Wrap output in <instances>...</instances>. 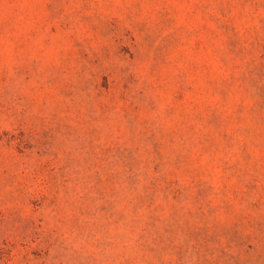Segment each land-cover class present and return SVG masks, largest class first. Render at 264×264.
I'll list each match as a JSON object with an SVG mask.
<instances>
[{
	"label": "rangeland",
	"instance_id": "374dc122",
	"mask_svg": "<svg viewBox=\"0 0 264 264\" xmlns=\"http://www.w3.org/2000/svg\"><path fill=\"white\" fill-rule=\"evenodd\" d=\"M0 264H264V0H0Z\"/></svg>",
	"mask_w": 264,
	"mask_h": 264
}]
</instances>
